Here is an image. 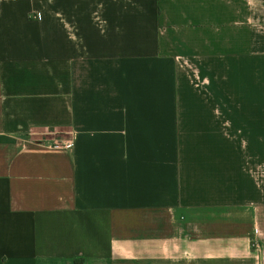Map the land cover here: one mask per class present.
I'll use <instances>...</instances> for the list:
<instances>
[{
	"label": "crops",
	"instance_id": "crops-1",
	"mask_svg": "<svg viewBox=\"0 0 264 264\" xmlns=\"http://www.w3.org/2000/svg\"><path fill=\"white\" fill-rule=\"evenodd\" d=\"M263 102L264 0H0V264H264Z\"/></svg>",
	"mask_w": 264,
	"mask_h": 264
},
{
	"label": "rangeland",
	"instance_id": "rangeland-1",
	"mask_svg": "<svg viewBox=\"0 0 264 264\" xmlns=\"http://www.w3.org/2000/svg\"><path fill=\"white\" fill-rule=\"evenodd\" d=\"M264 108V102L261 103ZM258 120L261 123L263 122V130H257L255 125V121ZM238 122L239 119H238ZM253 128L247 129L245 131H239L236 133L235 138L240 147H244L245 152H251V160L253 171L251 172V176L254 180V183L257 184L258 190H264V118L263 119H252ZM246 132V133H245ZM222 136L226 138H233V135L230 133H222ZM251 141V147H249V142ZM256 145L258 147L255 149ZM262 146V150H260Z\"/></svg>",
	"mask_w": 264,
	"mask_h": 264
},
{
	"label": "built area",
	"instance_id": "built-area-1",
	"mask_svg": "<svg viewBox=\"0 0 264 264\" xmlns=\"http://www.w3.org/2000/svg\"><path fill=\"white\" fill-rule=\"evenodd\" d=\"M74 143V133L68 132L67 135L57 141H54L50 146L54 148L60 149H69L73 146ZM251 246L257 248L258 242L256 239H253L251 242Z\"/></svg>",
	"mask_w": 264,
	"mask_h": 264
}]
</instances>
